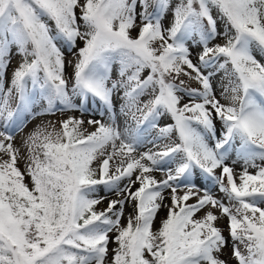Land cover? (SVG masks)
<instances>
[{"label": "snow or ice", "instance_id": "1", "mask_svg": "<svg viewBox=\"0 0 264 264\" xmlns=\"http://www.w3.org/2000/svg\"><path fill=\"white\" fill-rule=\"evenodd\" d=\"M262 60L264 0H0V264H227L213 209L238 264H264ZM89 99L101 119L38 124L14 146L25 116L83 114Z\"/></svg>", "mask_w": 264, "mask_h": 264}, {"label": "rangeland", "instance_id": "2", "mask_svg": "<svg viewBox=\"0 0 264 264\" xmlns=\"http://www.w3.org/2000/svg\"><path fill=\"white\" fill-rule=\"evenodd\" d=\"M77 12L79 14V10H77ZM137 23H139V21H137ZM163 23L165 25L168 24V18L167 17L163 20ZM137 31H138V29L133 30L132 31V35L135 36L137 34ZM215 42L220 43V42H222V40H217ZM77 45L79 47H82L83 46V42L82 41H78ZM63 50H64V54H65L66 60H72V61L75 60V58L72 56V53L67 50V47H64ZM73 51H75V49H73ZM255 54L257 55L258 59H261V56H260L259 53H255ZM18 60H19L18 56L14 57L12 59L11 66L7 70L8 71V77H10L11 72H12L13 68L17 65V61ZM262 62H264V60H262ZM66 72L68 74H71L72 67L70 65H66ZM222 77H223V72L221 71V72L217 73L216 75H214L213 80H212L214 89H215L216 94H217L218 97L220 95V92L222 91L221 86H220V81H221ZM183 79L185 80V83L188 86H190V87H199V84H198L197 81H195V80H191L190 81L186 77H183ZM225 83H226V81H225ZM184 102H187V97H185ZM119 103L120 102L117 101V104H116L117 118H118V123L123 126L125 117L119 111ZM12 107L15 108V101H13ZM87 107H88V109L90 110V112L92 114H90V112H84L83 114H81V112H79V111H69V112L64 113L63 115L61 113H59V112H55V113H52V114L42 115L40 117H27V116H25L24 119H23V127L20 128V130H18V131L13 130V134H14L13 143H14V146L21 148L22 151H25V149L23 147V139L26 138L27 135L31 131H33L38 124L43 125V124L51 123V124L55 125L57 128H59V123L58 122L60 120L64 119V118H66V116H68V115H74L77 118H83L85 121H87L88 119H97V120L101 119V116L99 115V113L97 111V105H94L91 99H89ZM36 110L39 111L40 109L37 108ZM129 122H130V118H129ZM172 122L173 121L171 120V117L168 116L167 114H165L161 118V120L159 121V125L160 126H164L165 124L172 123ZM217 123H218V126H219V122H217ZM84 128L87 129L88 132H91V131L94 130V127L92 125H88L87 123H85ZM0 130H2V127H0ZM155 134H156L155 130H149L148 138L151 139L152 136H154ZM172 139L173 140L176 139L175 134H173ZM167 143H169V140H162V141L158 142V144L161 145V146L164 145V144H167ZM149 149H151L153 151H161V150H163L162 147H153L152 144L146 143L144 146H142L140 149H138V151L143 152V151H147ZM4 158H7V157H4ZM232 158L235 159V156L233 155ZM229 163H231V162H229ZM257 163L259 164L261 162L257 161ZM18 166L21 168V171H23L24 167H25V162L23 160L18 161ZM93 166H95V163H94ZM242 170H243V162L240 161L234 166V172L237 174V177H238V174ZM249 171L254 173L256 171V169L249 168ZM217 174H219V173L217 172ZM154 175L159 180V179H163L165 177L166 173L162 172V171H156V172H154ZM25 179L27 180V177ZM133 179H134V177H133ZM193 180L201 188L205 187L206 185L209 186V187L212 186L211 182L207 181L206 178L203 176V174H201L198 170L195 173V175L193 177ZM126 182L127 181H125V183ZM138 186L139 185L137 184L134 187H138ZM212 190H213V194L214 195H216L218 198L224 199V202L226 204L228 203L226 197L224 196L223 193L219 192L218 188H214L213 187ZM99 194L101 196L105 195L102 187H101V189L99 191ZM167 196H168V194L166 192L165 193V204L170 203V201L168 200ZM113 198H115L114 195H109L108 196V199H113ZM108 199H105L101 204H99L97 206V210L98 211L107 207ZM194 202H195V198H192L189 201V203H194ZM213 211L218 217V220L215 222L216 226L221 228L223 235L227 239V245L223 248L222 252L220 253V257L222 259H224L227 262V264H238V261L232 255L233 241H232L231 237L229 236V227H228L229 226V220H228V217L226 215H222L221 212L219 211V209H213ZM130 212H131V205H125V212H124V216L122 217V223H125V224L127 223V218L129 216ZM166 212H167V209L164 208L158 213V216H157V219H156L155 225H154L155 227H159L160 220L165 217ZM198 215H203V213H199ZM109 247H110V249L114 248L115 244H110Z\"/></svg>", "mask_w": 264, "mask_h": 264}]
</instances>
